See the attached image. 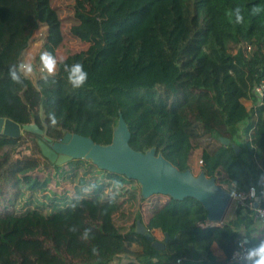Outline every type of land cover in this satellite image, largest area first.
I'll return each mask as SVG.
<instances>
[{"label": "trees", "instance_id": "trees-1", "mask_svg": "<svg viewBox=\"0 0 264 264\" xmlns=\"http://www.w3.org/2000/svg\"><path fill=\"white\" fill-rule=\"evenodd\" d=\"M254 5L264 6V0H0V116L35 123L52 140L74 132L108 144L121 114L134 150L154 146L184 170L191 152L200 149V171L227 189L237 180L241 191L253 185L258 193L264 96L255 88L262 84L264 90V14L252 15ZM236 7L243 24L230 16ZM39 24L47 25L45 51L84 65L83 87L71 86L63 64L47 86L40 76L11 81L9 66L20 62ZM70 42L77 48L59 55ZM50 111L59 121L55 127ZM25 134L0 133V264H233L237 242H255L251 208L234 203L227 219L212 224L195 198L162 194L140 195L149 206L143 204V213L121 230L115 218L124 200L113 182L121 188L135 180L106 170L90 191L77 176L69 197L42 194L38 201L47 180L31 175L35 168L48 164L68 179L76 174L69 161L70 170L49 162L37 135ZM137 220L163 240L168 234L164 249L136 232ZM85 228L91 229L88 239ZM213 245L223 258L212 253Z\"/></svg>", "mask_w": 264, "mask_h": 264}, {"label": "water", "instance_id": "water-1", "mask_svg": "<svg viewBox=\"0 0 264 264\" xmlns=\"http://www.w3.org/2000/svg\"><path fill=\"white\" fill-rule=\"evenodd\" d=\"M27 132L37 135L36 141L41 154L54 165L60 166L73 159H84L94 164L100 170H106L125 176L138 182L140 195L146 199L152 194L166 195L174 200L192 197L198 200L206 210V220L212 224H220L231 202L227 195V188L219 184L215 177H208L203 171L194 174L190 168L178 169L154 146L137 151L130 147V131L121 114L112 126L111 141L108 144H99L89 136L74 132H65L58 140L45 136L41 128L35 123L19 124L18 122L0 116V133L5 136L18 138ZM226 144L227 138H221ZM235 146V145H233ZM198 178V183L187 184L183 177ZM215 184L216 191L208 193V183ZM135 230L144 234L155 249H164L168 238L159 241L147 230L139 220Z\"/></svg>", "mask_w": 264, "mask_h": 264}, {"label": "rangeland", "instance_id": "rangeland-1", "mask_svg": "<svg viewBox=\"0 0 264 264\" xmlns=\"http://www.w3.org/2000/svg\"><path fill=\"white\" fill-rule=\"evenodd\" d=\"M61 4H72L74 0H57ZM47 31V25L46 24H39V26L33 31L29 41L28 46L24 49V51L21 54L20 61L25 59L29 53L34 57V64L36 66V72L33 76L28 77L32 81H35L40 76V60L39 55L42 51H45L43 48V42L45 40ZM78 44L76 42H70L65 48L59 51V55H64L70 50H73L77 48ZM244 104L247 107L251 106L250 100H243ZM245 123L241 125V128H245ZM26 132L23 131L21 136H25ZM31 135V134H30ZM72 164L73 169L71 166L68 165V163ZM62 164L65 170H70V172H73L76 174L74 178L68 179L64 175H58V172H56L53 167H50L48 164H43L37 168H35L31 175L35 176L39 181L41 180H47L46 187L43 190L37 191V200L40 201L43 199L41 196L42 194H48L49 198L56 196H67L69 197L71 194H73L74 191L78 188V182H77V176H80L85 180L86 183H84V188L86 191L91 190V183L94 181L93 179L99 180L100 182H103L105 179V172L103 170L98 169L96 166L90 164V162L84 160V159H77L76 161L72 160ZM200 149H194L190 156H189V168L194 174H197L200 171ZM61 166V165H60ZM90 182V184H89ZM223 185V184H221ZM223 187H225L223 185ZM110 187L106 188V191H109ZM43 193H40V192ZM117 193L119 194V198H123V204L122 209L116 214V224L121 230H125L129 228V226L132 223V220L135 216V213L138 211H142L143 213V204H147L146 206H149L147 201H141L140 197V186L138 182L132 181L129 183H126L123 185L120 189L117 190ZM162 199H165V196H161ZM234 201H231L226 212L224 215V219H227L230 214L232 213L233 207H234ZM152 234L155 236V238L159 241H163V236L158 231H153ZM212 253L217 258H223L224 254L223 252L216 246L213 245L212 247ZM201 257L204 256L203 253H200ZM123 261H127L128 258L122 256L121 257ZM116 260L113 261L111 264H115ZM171 264H180L175 262ZM198 264V263H194Z\"/></svg>", "mask_w": 264, "mask_h": 264}, {"label": "clouds", "instance_id": "clouds-1", "mask_svg": "<svg viewBox=\"0 0 264 264\" xmlns=\"http://www.w3.org/2000/svg\"><path fill=\"white\" fill-rule=\"evenodd\" d=\"M251 14L254 16H260L264 14V6L254 5L251 8ZM230 16L234 17L236 24H243L245 17L240 7L234 8ZM40 60V79L43 81L44 86H47L50 82V77H54L57 72L58 64H63L64 71L67 73V80L73 88H80L85 85L88 80V72L85 70L84 65L80 62H75L71 65L64 62V58H58L50 51H42L39 55ZM36 72V66L34 64V57L29 53L25 59L18 64H12L9 66V77L12 82L16 84H23L25 78L31 77ZM258 95L264 96V90L256 88ZM48 120L50 126L55 127L58 124V118L55 112L50 111L48 113ZM183 182L187 184L198 183V178L191 175L183 177ZM259 184L264 188V175L259 179ZM208 187L206 191L208 193H214L216 191L215 184L207 182ZM114 187L120 188L119 181L113 182ZM240 182L233 180L231 186L226 190L228 197L231 200H249L254 202L252 204L255 210L256 221L258 225L255 242H250L247 237L240 243V248L233 255V264H264V207L259 204L261 196H264V192L257 195V189L255 186H250L247 192H242ZM75 231V228L72 229ZM91 234V229L85 228L83 232V238L88 239ZM95 252V249H93Z\"/></svg>", "mask_w": 264, "mask_h": 264}, {"label": "built area", "instance_id": "built-area-1", "mask_svg": "<svg viewBox=\"0 0 264 264\" xmlns=\"http://www.w3.org/2000/svg\"><path fill=\"white\" fill-rule=\"evenodd\" d=\"M258 87L261 88V89L263 90V85H262V84L256 86V88H258ZM256 88H255V90H256ZM250 186H253V185H250ZM250 186H249V187H250ZM242 192H245V193H246L247 191H242ZM262 192H264V188H262L261 190H259V192L257 193V195L260 196V194H261ZM231 201H234L235 204H237V205L245 206V207H249V208H251L252 211H253V219L256 221L255 210H254V208H253V206H252V204H253L254 202H251V201H249V200H231ZM259 204H260L261 207H264V196H261L260 201H259ZM200 225L203 226V225H206V224H202V223H201ZM241 241H242V240H239V241L237 242V246H236V248L233 250V252H232V254H231V258H232V259H233V255H234V253L237 252V251L239 250ZM176 261L179 262V259H177Z\"/></svg>", "mask_w": 264, "mask_h": 264}, {"label": "crops", "instance_id": "crops-1", "mask_svg": "<svg viewBox=\"0 0 264 264\" xmlns=\"http://www.w3.org/2000/svg\"><path fill=\"white\" fill-rule=\"evenodd\" d=\"M257 229H258V228H257ZM257 229H256V230H255V232H254V233H255V235L257 234ZM262 235H264V234H262ZM212 247H213V246H212ZM221 251H222V250H221Z\"/></svg>", "mask_w": 264, "mask_h": 264}]
</instances>
